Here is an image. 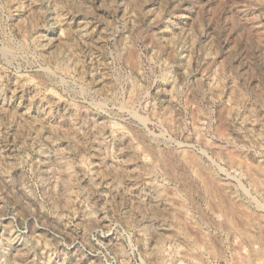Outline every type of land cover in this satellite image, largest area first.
<instances>
[{
	"label": "rangeland",
	"instance_id": "374dc122",
	"mask_svg": "<svg viewBox=\"0 0 264 264\" xmlns=\"http://www.w3.org/2000/svg\"><path fill=\"white\" fill-rule=\"evenodd\" d=\"M0 264H264V0H0Z\"/></svg>",
	"mask_w": 264,
	"mask_h": 264
}]
</instances>
